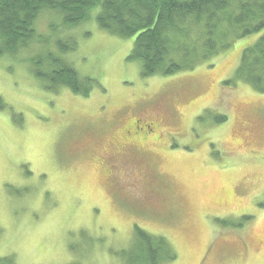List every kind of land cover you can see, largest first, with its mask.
Returning <instances> with one entry per match:
<instances>
[{"label": "rangeland", "instance_id": "374dc122", "mask_svg": "<svg viewBox=\"0 0 264 264\" xmlns=\"http://www.w3.org/2000/svg\"><path fill=\"white\" fill-rule=\"evenodd\" d=\"M98 11L74 27L45 11L31 49L0 55V259L132 264L140 228L174 249L160 264H264V93L237 77L262 32L143 77L135 36ZM69 40L88 96L34 75L30 59Z\"/></svg>", "mask_w": 264, "mask_h": 264}, {"label": "trees", "instance_id": "16d2710c", "mask_svg": "<svg viewBox=\"0 0 264 264\" xmlns=\"http://www.w3.org/2000/svg\"><path fill=\"white\" fill-rule=\"evenodd\" d=\"M96 9L94 19L100 29L124 39L135 36L128 60L141 63L143 77L191 71L198 60L206 61L235 41L262 32L257 43L245 49L237 77L264 93V0H0V55L31 49L37 40L36 21L45 11L59 12L63 25L74 27L90 20ZM57 46L58 52L30 59L34 75L50 91L67 87L88 96L90 80L62 57L74 51L75 42L58 41ZM134 243L139 251L132 264L176 258L163 236L137 228ZM12 263L0 259V264Z\"/></svg>", "mask_w": 264, "mask_h": 264}, {"label": "flooded vegetation", "instance_id": "af4514ba", "mask_svg": "<svg viewBox=\"0 0 264 264\" xmlns=\"http://www.w3.org/2000/svg\"><path fill=\"white\" fill-rule=\"evenodd\" d=\"M142 132L144 133L145 136L150 135L153 132L152 131V125H147V124H146V126L144 125V127L142 128Z\"/></svg>", "mask_w": 264, "mask_h": 264}]
</instances>
